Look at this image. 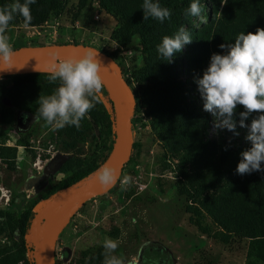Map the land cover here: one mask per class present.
<instances>
[{
  "label": "rangeland",
  "instance_id": "374dc122",
  "mask_svg": "<svg viewBox=\"0 0 264 264\" xmlns=\"http://www.w3.org/2000/svg\"><path fill=\"white\" fill-rule=\"evenodd\" d=\"M201 17L180 16V27L193 36L209 21L207 8L202 9ZM117 25V19L101 10L96 0L85 7H79L78 0H55L43 21L27 26L23 21L15 22L6 35L10 43L15 37L26 45L74 40L106 51L117 49L126 77L140 94L147 84L138 79L146 68L147 55L137 35L127 45H120L113 34ZM190 47V43L184 45L171 61L157 50L153 58H158V68L176 64L183 82L178 95L197 105L195 110L207 112L194 77L187 72ZM0 83L11 86L5 78ZM5 93L6 89L0 91V264H23L28 255L17 232L23 211L70 174L60 171L64 156L65 161L83 158L95 148L97 130L89 125L88 114L79 130H73L74 126L53 130L42 118H36L39 114L18 109ZM101 100L104 102L102 94ZM148 111L141 103L132 116V137L138 144L135 162L126 163L120 174L121 178L130 176L131 185L122 190L118 180L111 191L93 196L77 209L59 237L56 264H104L105 238L118 242L113 255L124 264H136L147 242L164 247L171 257L169 264H264V257L248 255L249 237L221 227L191 197L193 190L186 174H192L195 167L162 140L158 119ZM215 120L209 113L207 126L200 129L203 141L228 147L240 158L249 142L245 139L249 129L238 126L239 135H234L226 128H214ZM216 190L210 189L205 197ZM95 256H99V263L93 262Z\"/></svg>",
  "mask_w": 264,
  "mask_h": 264
},
{
  "label": "trees",
  "instance_id": "16d2710c",
  "mask_svg": "<svg viewBox=\"0 0 264 264\" xmlns=\"http://www.w3.org/2000/svg\"><path fill=\"white\" fill-rule=\"evenodd\" d=\"M89 1L92 0H78L79 7H85ZM96 1L101 10L117 19L118 25L113 34L120 45H127L135 35L139 37L143 53L147 55L146 68H143L138 78L140 81H147V84L143 86L140 94L133 88L131 80L126 77L123 69L122 73L134 90L135 110L141 103L146 105L148 113L155 114L158 119L157 122L163 132L162 140L177 152H182V159L194 165L193 173L186 174L193 190L191 197L198 201L206 213L221 227L250 238L248 255L253 254L257 258L264 257L262 255L264 253V162H261V171L238 174L236 166L241 156L236 158L232 149L225 146L220 148V146L203 141L200 129L207 126L209 113L195 110L197 105L189 101L186 96L178 95L177 89L183 82L176 64L171 63L158 68V58H153L162 38L173 36L178 31L179 17L185 16V10L193 0H154L171 12L170 19L162 23L152 17L144 20L143 0ZM14 2L15 0H0V8ZM19 2L23 3L24 0H19ZM54 2L55 0H36L30 6L32 19L29 24H38L43 21ZM223 2L224 0H199L201 9L207 8L210 18L200 29L195 30L190 43V65L187 72L194 77L193 84H197V78L202 76L206 70L213 53L227 52V48L221 49L219 45L235 43V37L241 32L254 33L257 28H264V0H226L225 3ZM18 21L24 22V18L16 15L9 25ZM13 42L11 43L13 49L26 45L20 37H16ZM61 42L78 43L74 40ZM98 49L109 54L121 66L117 57V49L113 51ZM47 77V70L3 75L0 79H7L11 86L6 87L4 83H0V91L6 89L7 94H5L18 109L39 114L37 111L38 97L51 94L59 84V81L49 83ZM102 96L104 102L100 99L88 113L89 125L92 124L97 130L95 148L83 158L72 157L63 162L60 171L70 172V174L51 185L40 197L32 200L21 215L17 232L21 239L20 246L28 255L23 264H33L29 227L36 210L59 192L93 175L111 150L115 134V108L104 86ZM241 111L244 109L238 105L237 115L234 117L237 121ZM0 113H3L1 108ZM256 115L258 114H251L245 124L250 125ZM81 125H84L83 121ZM74 129H76L75 126ZM137 145L135 142L132 143V152L126 163L135 162ZM250 146L249 141L246 149ZM215 187H217L216 192L205 197V193ZM59 237L56 246L59 243ZM260 248H263V253ZM99 259V256H95L93 262L99 263ZM170 262V254L164 247L155 242H147L142 246L136 264H169Z\"/></svg>",
  "mask_w": 264,
  "mask_h": 264
},
{
  "label": "clouds",
  "instance_id": "9594fccd",
  "mask_svg": "<svg viewBox=\"0 0 264 264\" xmlns=\"http://www.w3.org/2000/svg\"><path fill=\"white\" fill-rule=\"evenodd\" d=\"M35 2L24 0L20 3L15 0L0 8V69L10 70L14 66L15 53L6 35L9 22L20 15L27 26L32 19L30 6ZM142 9L144 20L152 17L162 23L171 17L170 10L154 0H143ZM201 12L199 0H193L185 10V16L201 17ZM191 42V33L182 26L173 36L162 38L157 52L163 59L171 61L175 53ZM219 47L227 48V52L213 53L206 70L196 80L204 100L203 109L216 117L214 128H226L234 135H239L237 123L239 127L249 129L245 139L250 141L251 146L240 153L242 158L236 172L244 175L261 171V162H264V28H257L254 33L241 32L235 37V43ZM97 57L96 50L84 49L78 57L62 59L50 65L47 69L48 81H59V84L51 94L38 97L37 119L42 118L53 130L65 126L80 129L81 121L101 99L103 67ZM238 105L244 111L239 112L237 121L234 117ZM253 113L258 115L250 125L245 124ZM94 176L103 188H110L119 180L121 189L127 190L132 182L130 176L121 178L119 171L107 162L95 171ZM102 246L104 264H124L120 257L113 255L118 248L117 241L105 238Z\"/></svg>",
  "mask_w": 264,
  "mask_h": 264
},
{
  "label": "water",
  "instance_id": "95a60500",
  "mask_svg": "<svg viewBox=\"0 0 264 264\" xmlns=\"http://www.w3.org/2000/svg\"><path fill=\"white\" fill-rule=\"evenodd\" d=\"M84 49H94L98 52L97 58L103 67L104 87L108 91L115 108L114 140L103 163H110L121 174L132 152V143L134 142L132 116L135 111L136 99L134 90L127 82L121 66L114 58L97 47L84 43L61 42L25 45L13 49L15 53L13 57L14 66L10 70L0 69V76L41 70L37 68L41 63L59 62L62 59L78 57ZM30 67L34 69H30ZM65 159L64 156L60 161L61 164ZM110 188L101 187L95 181L93 174L86 180L59 192L42 204L36 210L29 227L33 264H56V242L72 215L93 196L105 193Z\"/></svg>",
  "mask_w": 264,
  "mask_h": 264
},
{
  "label": "bare ground",
  "instance_id": "6f19581e",
  "mask_svg": "<svg viewBox=\"0 0 264 264\" xmlns=\"http://www.w3.org/2000/svg\"><path fill=\"white\" fill-rule=\"evenodd\" d=\"M51 63H53V62H45V63H41L40 65H38L37 68H39V69H41V70H47V69L50 67L49 65H51ZM30 69H34V68H31V67H30ZM101 74H103V73H101ZM111 95H112V92H111Z\"/></svg>",
  "mask_w": 264,
  "mask_h": 264
},
{
  "label": "crops",
  "instance_id": "0c3cea01",
  "mask_svg": "<svg viewBox=\"0 0 264 264\" xmlns=\"http://www.w3.org/2000/svg\"><path fill=\"white\" fill-rule=\"evenodd\" d=\"M15 38H16V37H15ZM15 38H14V39H15Z\"/></svg>",
  "mask_w": 264,
  "mask_h": 264
}]
</instances>
